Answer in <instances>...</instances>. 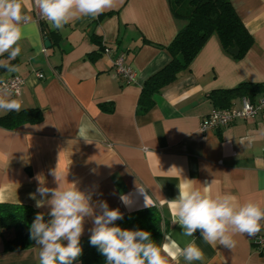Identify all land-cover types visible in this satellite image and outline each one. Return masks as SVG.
Returning a JSON list of instances; mask_svg holds the SVG:
<instances>
[{"label": "crops", "instance_id": "crops-1", "mask_svg": "<svg viewBox=\"0 0 264 264\" xmlns=\"http://www.w3.org/2000/svg\"><path fill=\"white\" fill-rule=\"evenodd\" d=\"M230 2L253 38L245 56L232 59L211 35L188 71L155 94L147 112L139 113L143 82L169 61L159 46L167 47L184 24L173 17L168 0H113L112 8L97 17L81 16L62 29L48 21L44 29L54 34L48 47L31 0H21L29 20L22 22L20 53L12 60L7 52L0 56L17 70L0 69V81L19 76L24 85L19 96L4 93L1 98L18 100L20 111L38 109L42 119L14 129L0 125V202L26 204L51 219L50 206L37 208L31 194L41 184L58 188L50 174L57 170L61 189L75 183L91 196L97 213L101 201L122 217L156 206L169 222L162 243L171 237L184 247L194 240L202 250L204 259L191 264H264V250L253 245L254 236L232 234L233 248L219 241L209 244L200 230L184 236L168 202L178 196V186L196 181L193 187L203 191L208 186L211 195L232 194L241 203L251 200L264 208V138L248 139L264 124V112L226 128L199 129L217 105L238 108L243 98L264 94L210 97L242 84L264 85V0ZM118 56L136 74L134 81L127 83L113 71ZM8 112L0 109V117ZM138 188L144 189L146 201ZM121 195H130L128 206ZM92 227L86 217L81 238L89 237ZM39 251L35 243L7 252L0 238V264H39ZM169 264L188 262L179 257Z\"/></svg>", "mask_w": 264, "mask_h": 264}, {"label": "clouds", "instance_id": "clouds-1", "mask_svg": "<svg viewBox=\"0 0 264 264\" xmlns=\"http://www.w3.org/2000/svg\"><path fill=\"white\" fill-rule=\"evenodd\" d=\"M41 15L56 29L81 16L92 18L111 9L113 0H34ZM29 17L22 14L21 0H0V56L8 53L9 60L20 53L18 42L24 37L22 22ZM0 67L9 72L16 71L10 63L0 61ZM21 104L15 99L0 98V109L20 111ZM84 129L80 128L79 132ZM264 138V124L258 131L249 133V140ZM244 142L241 141V144ZM58 182V188L50 189L41 184L31 198L36 207L50 206L47 222L42 213H37L30 226V239L39 246L40 264H73L82 253L80 238L84 231L85 218L92 219L90 244L97 246L106 258V264H169L179 257L191 264L202 261L204 254L196 246L195 241L181 247L176 240L165 237V241L157 244L151 233L144 230H127L113 225L122 214L118 209H110L106 201L96 206L91 203V196L78 190L75 183L61 189V178L57 170L51 173ZM195 183L196 181H190ZM185 183L179 187L178 196L169 202L173 216L176 218L186 237L200 230L201 236L209 244L219 241L220 244L233 248L232 234L241 233L255 236L261 230L264 221V208L254 201L241 203L235 195L209 193L208 186L203 191ZM207 183V182H205ZM145 201L147 194L138 188ZM39 194L41 199H36ZM50 199H45L49 197ZM125 206L129 205L130 195H121ZM67 241V244H64Z\"/></svg>", "mask_w": 264, "mask_h": 264}, {"label": "trees", "instance_id": "trees-1", "mask_svg": "<svg viewBox=\"0 0 264 264\" xmlns=\"http://www.w3.org/2000/svg\"><path fill=\"white\" fill-rule=\"evenodd\" d=\"M168 1L173 17L183 21L184 24L167 47L159 46L166 50L169 61L143 82L137 101L139 113L147 112L153 106V96L163 87L173 83L182 73L188 71L191 62L211 35L218 38L223 51L234 60L242 59L253 45L251 34L235 12L230 0ZM40 27L44 39L51 40L53 32H46L44 25ZM92 36L93 40L98 43L99 35L94 33ZM262 90H264V85L242 84L233 90L214 91L210 97L215 100L216 95L222 96L234 92V94L241 93L253 98ZM217 106L218 108L227 107L226 105ZM104 109L111 110L107 107ZM41 119L42 114L38 109H24L18 112L11 111L1 116L0 125L7 129H14L25 123H37ZM37 213H42L46 222L50 220L43 212L32 206L0 202V238L5 251L25 250L36 243L30 239V226ZM110 226L148 231L151 233L152 240L157 244L162 243L164 235L169 230L168 220L162 217L156 206L130 212ZM80 247L82 253L73 261V264L76 262L106 263V258L100 253L98 247L90 244V236L80 239Z\"/></svg>", "mask_w": 264, "mask_h": 264}, {"label": "built area", "instance_id": "built-area-1", "mask_svg": "<svg viewBox=\"0 0 264 264\" xmlns=\"http://www.w3.org/2000/svg\"><path fill=\"white\" fill-rule=\"evenodd\" d=\"M32 9L39 25L48 22L35 6L34 0H31ZM112 69L118 76H121L127 83L135 80L136 74L123 63V56L113 59ZM39 78L43 77L41 73H37ZM24 85V80L19 76H11L0 81V98L4 93L13 96H19ZM264 112V94L255 99L243 98L238 108H214L201 121L199 129L205 132L210 129L226 128L231 126L237 120H249L255 118L258 114ZM253 245L258 250H264V232L257 233L253 238Z\"/></svg>", "mask_w": 264, "mask_h": 264}, {"label": "water", "instance_id": "water-1", "mask_svg": "<svg viewBox=\"0 0 264 264\" xmlns=\"http://www.w3.org/2000/svg\"><path fill=\"white\" fill-rule=\"evenodd\" d=\"M45 46H46V47L49 46V42H48V40H46V42H45Z\"/></svg>", "mask_w": 264, "mask_h": 264}]
</instances>
